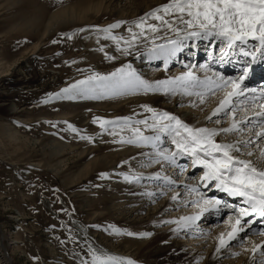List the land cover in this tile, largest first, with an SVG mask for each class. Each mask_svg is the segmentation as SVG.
<instances>
[{
	"label": "rangeland",
	"instance_id": "1",
	"mask_svg": "<svg viewBox=\"0 0 264 264\" xmlns=\"http://www.w3.org/2000/svg\"><path fill=\"white\" fill-rule=\"evenodd\" d=\"M115 1H111L108 11H97L96 0H63L62 3L60 0H0V234L5 236V244L11 247H8L9 256L14 264H78L79 258L86 256L85 236L96 248L127 254L128 243L152 239L159 233L157 229L147 231L143 224H146L147 217L155 207L163 203L161 201L168 193L155 197L153 203L151 198L143 194L146 189L156 190L153 183L144 181L142 186L123 180L124 173L137 172L136 168L132 170L130 166L141 159V154L133 151L135 158L130 160V157L122 155L123 150L145 148L112 143L114 138L107 134L101 135V129L93 123V118L97 116L114 119L134 113L140 114L136 118L143 119L149 114L139 108L141 104L167 111L157 106L155 101H140L141 104L134 101L136 97L153 94L41 103L48 94L56 93L88 74L87 71L78 70L92 69L107 73L124 63L135 65L134 60H127L132 55L126 57L117 52L110 40L100 38L98 43L97 36L91 31L80 32L70 40L61 37L62 33L71 34L94 25L104 27L117 20L132 21L168 2ZM145 2L150 5L148 9L142 4ZM66 8L71 9L69 14L72 13L60 18L64 15L60 16V12ZM54 18L60 19L58 24ZM115 33L128 35L124 27L116 29ZM54 39L59 42L53 44ZM101 47L103 51H100ZM105 53L116 59H107ZM91 57H95L94 62ZM180 62L184 63V60ZM195 63L189 62V66ZM162 65L163 62L159 61L154 67L160 68ZM177 66L161 72L166 73L165 77H172L175 75L172 72L184 70ZM144 78L152 81L149 76ZM116 102H123L124 106L115 109ZM166 104L170 105V102ZM14 106L19 113L12 115L9 109ZM65 121L92 135L95 143L76 138L67 130ZM52 124L57 126L52 127ZM115 154L114 160L97 161L102 156ZM188 161L181 164H189L186 163ZM157 166L160 165L148 168L157 169ZM166 168L167 165L161 166V170L165 171ZM174 169L177 170L174 173L176 175L179 169ZM102 173H106L107 178ZM113 175L117 179L108 180ZM124 188L127 194L121 195L119 191ZM121 196L133 198L134 206L121 207ZM214 197L223 198L218 195ZM133 207L141 209V212L137 214V219L131 217V221H127L125 216ZM192 211L194 213L196 209ZM69 213L84 227L85 233L81 237ZM212 215L215 218L211 220L217 225L222 224L227 216ZM62 224L67 227H62ZM110 226L134 233L150 232L152 235L143 238L117 236L112 234ZM68 228L72 229V235L78 243L69 240ZM251 235L260 237L253 231ZM188 241L187 234L180 238L183 244ZM74 253H79L80 257Z\"/></svg>",
	"mask_w": 264,
	"mask_h": 264
},
{
	"label": "snow or ice",
	"instance_id": "2",
	"mask_svg": "<svg viewBox=\"0 0 264 264\" xmlns=\"http://www.w3.org/2000/svg\"><path fill=\"white\" fill-rule=\"evenodd\" d=\"M122 27L127 36L115 33L116 29ZM88 31L97 36L98 43L100 38L112 41L116 51L124 56L135 55L139 58V49L143 47L142 54L149 61H162L165 70L185 47L196 41L209 42L216 63L232 62L238 53L247 58L234 76L214 71L209 64L199 65L204 72L203 76L192 70L196 65H185L188 70L180 75L155 81L145 79L130 62L107 73L92 69L78 70L87 71L88 74L41 100V103L48 104L61 100H103L130 95L161 94L196 97L200 104H205L208 98L219 97L207 117L216 127L192 126L176 115L147 104L140 105L143 112L149 114L143 119L136 118L140 114L134 113L132 116L114 119L97 116L93 118V123L101 129V135L107 134L114 138L112 143L150 149L143 154L146 160L141 163V167L155 164L179 169L177 178L161 172L148 176L123 174V180L128 183L142 186L144 181L153 183L156 190H146L143 193L149 198L164 196L169 191L175 192L177 187L183 188L185 197H192L181 198L179 193L171 197L174 202L196 209L193 214L164 221L176 225L174 233L203 234L198 221L204 214L219 216L223 209H228L230 211L224 221L228 230L219 235L216 252L220 253L222 249L228 248L232 241H238L243 247L247 234L245 237H240L239 234L246 232L257 218L264 219V88L258 90L244 84L249 74L255 70L253 64L257 61L264 63V0H168L132 21L117 20L104 27L94 25L90 29L81 28L71 34L62 33L61 37L70 40L78 33ZM159 40L163 42L158 43ZM250 41L254 42L251 46ZM58 42L56 39L52 40L53 44ZM217 43L219 48L216 47ZM100 51H103V47ZM105 56L109 60L116 59L107 53ZM249 93L252 95H247ZM64 123L67 130L79 140L95 143L92 135L82 132L67 121ZM229 136L233 139H217ZM254 155L255 160L251 159ZM181 158H187L190 164L178 163ZM189 166L202 170L198 177H187L188 180L196 179L198 182L180 185L178 177H182ZM101 175L107 178L106 173ZM209 188L226 193L234 200L238 198L239 202L229 203L221 198L208 196L204 189ZM62 227L67 226L62 224ZM67 230L69 240L78 243L72 235V229ZM110 230L117 236L143 238L152 235L150 232L134 233L111 226ZM253 231L264 237V228ZM85 241L86 256L80 257L79 253H74L80 257L78 264H137L131 258L94 247L87 236ZM250 251L253 256L259 252V264H264V241L253 243Z\"/></svg>",
	"mask_w": 264,
	"mask_h": 264
},
{
	"label": "bare ground",
	"instance_id": "3",
	"mask_svg": "<svg viewBox=\"0 0 264 264\" xmlns=\"http://www.w3.org/2000/svg\"><path fill=\"white\" fill-rule=\"evenodd\" d=\"M111 1L112 0H96L95 6L98 7L97 11L98 10L101 11L103 9H104V11H108L110 4H111ZM114 2H116V1L114 0ZM142 4L145 5V9H148L150 7L148 2H145ZM69 11H71V9H67V8L63 9L60 12V16L62 14H64V15H62V17H60V16L59 17L63 18V16H64V18H65V15L69 14ZM94 12H96V11H94ZM70 14H69V16H70ZM59 17L57 16L56 18H59ZM56 18H54V20ZM58 20H60V19H56L55 23L58 24L59 23ZM65 21H66V19H65ZM157 42L162 43L163 41L159 40ZM252 43H254V42L250 41L249 46H251ZM216 47L219 48L220 45L217 43ZM185 48H187L189 51L187 50V52H186V49L183 50V54H182L181 59L184 57H187V55H190V57L184 60V63L182 64V66H177L178 68H180V69L182 68L184 70L182 72H178V73L172 72L171 74H175L172 77L178 76L181 73L187 71L188 69L185 67V65L189 66V62L190 63L196 62L195 63L196 68L194 70L196 71L197 75H200V76L204 75L203 70L199 67V65H202L203 63L211 65V67L213 68L214 71L223 73L226 76H234L236 74L231 75L232 72L234 70L238 69L243 64V62L247 59L242 54L238 53L232 62H225L223 64L216 63L213 60V56H212L213 49L209 46V42H207V41H196L191 46H188ZM139 51L141 52V55L139 56V58H137L135 55H132L131 56L132 58L130 57V59H127V60H134L135 61L134 67L141 74H143L145 77H148V76L151 77L152 81H155L158 79L168 78V77H165L166 73L161 72V71L165 70L163 65L160 68L154 67L155 63L159 62L160 60L149 61L147 59V57L142 54L144 51L143 47H141L139 49ZM94 58L91 59V60H93V62L95 60ZM96 61H97V59H96ZM175 62H176V59L171 61V66H174ZM178 65H179V63H178ZM148 66H151L152 68L148 67ZM170 67H168L167 70L170 69ZM253 68L255 70L249 74V78L246 79L244 82L245 85H248L250 87H251V85L249 84V81L251 80L250 79L251 74L254 77V79H256L255 77H257V76H263L264 75V63H260L259 61H257L255 64H253ZM192 70H193V68H192ZM153 71H155V72H153ZM209 75H210V73H209ZM156 95H158V94L151 95V96H144V97H136V98H134L135 99L134 101H139V102L142 101V102H146V103H148V102L150 103V102L155 101V103L157 102L156 105L161 107V109L167 110L169 113L178 116L180 119H182L183 121H185L186 123H188L192 126H196V127H201V126L216 127L217 126V125H213L212 123H210L208 121L207 117L210 115L212 109L216 106V103H217V100L219 97H217V98H211L210 97V98H208V100L205 104H200L196 97H188V96L181 97L179 95H177V96H164V95L163 96H156ZM247 95L250 96L252 94L249 93ZM240 99H243V97H241ZM134 101L132 100V102H134ZM117 102L115 104V109L122 107V105L124 104L123 102H120L119 104H117ZM168 102H170V105L166 104ZM127 103H126V106H127ZM138 103H136V104H138ZM155 103H154V105H155ZM193 103H195V106H193ZM246 103H251V101H246ZM139 104H141V102ZM179 107H181V108H179ZM9 111L11 112L12 115L19 113L18 108L15 106L11 107L9 109ZM71 118H72V115H71ZM213 119H215V118H213ZM220 138H222V137H218L217 139L220 140ZM223 138H225L227 140L233 139V137H231V136L223 137ZM133 151L134 152L137 151L136 153L141 154V159H139V161L136 160V163H134L135 165L130 166L132 168V170H133V168L137 169V172H135V174L148 176L152 173L161 172L162 174H166V175H169L172 177H177V174L174 175V173L177 170H175L173 167L167 166L166 170L164 171V170H161V165L157 166V169H150L148 167H141L140 166L141 163L146 160V157L143 154L149 152L150 149H147V148L141 149V150H136V149H128L127 150L126 149V150H123L122 155H126V156L130 157L131 158L130 160H132L135 158ZM256 151L258 154V150H256ZM116 156H117L116 154H115V156H110V157L102 156L97 161H107L108 162L111 159L114 160L116 158ZM251 159L255 160L256 156L254 155L253 157H251ZM187 160L186 159L184 160V158H181L178 161V163H180V162L182 163L183 161H187ZM186 163L190 164V161H188ZM130 164H132V163H130ZM158 167L160 168V170ZM188 169H190L189 172H187ZM197 169L192 170V167H190V166L187 167V170L184 172L183 176L178 178V183L180 185H183L184 183L196 184L198 182L196 179L188 180L187 177L193 176L192 173H195L194 175L198 177L202 170L199 169V171H197ZM186 172H187V174H186ZM116 177L113 175L112 177L108 178V180H116L117 179ZM130 184H132V183H130ZM153 187H155V185ZM209 189H210V191H209ZM209 189L207 191L204 190L208 196H214L216 194H222L223 196H226V199L231 198V197L227 196L226 193L219 192L215 188H209ZM146 190L147 191H155V189H153V190L152 189H146ZM125 192H126L125 188L121 192L119 191V193H121V195L127 194ZM167 193H168L167 194L168 196L165 199H163L164 201H161L163 203H160L157 207H155L153 212H151L150 215L147 217L146 224L142 223L143 226L145 225L144 228L147 231H150V230L155 231V229H157V231L159 233L156 236L152 237V239L150 238V239L143 240L142 242H137V241L133 242L132 241V242L128 243L129 247H127V249H128L126 251L127 254H121V253L114 252V251H111V249L109 250L106 248H104L103 250L107 251L110 254H114V255H118V256L126 257V258H131L134 261H136L137 264H158V263L159 264H259V260L261 259L259 252H257L255 254V256H253V253L250 251V249H251V246L253 243L259 244L262 241H264V237H262V236L253 237L251 235V232L254 229L259 230V229L264 228V219L257 218L256 222L249 229H246V232H242L239 234L240 237H245V235L247 234V239L244 240V246L243 247L240 246L238 241H232V242H230V246L228 248L222 249L220 253H217L216 247H217V243H218V237L222 232H226L228 230V225L224 222L220 225L219 224L217 225V223H214V221L211 220V218L213 219V218H215V216H213V215L211 216V213H205L204 216L201 218V220L198 221L199 226L204 227V229L202 230L203 234L197 233V234L193 235V234L187 233V232L174 233L173 229L176 227V225L175 224H167V223H164V221L174 220V219L181 217V216H184V215L193 214L192 213L193 208L192 207H185V205L183 203H180V202H174V201H172L171 197L177 193H179V196L181 198L191 199L192 197H185V193H184V190L182 187H177L175 192L169 191ZM120 198L123 200L121 203L122 205L120 204L121 207H126V206H131V205L134 206V203H132L134 200L133 198H130V197L128 198L127 196H124V197L121 196ZM154 198L155 197L151 198L150 201H152ZM136 203H137V201H136ZM118 204H115V205L118 206ZM127 210H124V211L127 212ZM139 210H141V209H137V208L134 209V207H133V210L132 209L128 210L129 212H128L127 216H125L126 220L131 221L130 220L131 217H133L135 219L137 214H139V212H141ZM229 211L230 210H228V209H223L219 216H221L223 214H228ZM148 214H149V212H148ZM170 215H173V216H170ZM70 218L72 219V223L75 226V228L77 229V231L79 232V236L81 237L85 233L84 227L81 225V223H79L77 220H75L71 215H70ZM154 227H156V228H154ZM158 228H160V229H158ZM253 233L255 234L254 231H253ZM185 234H187L188 240H189L188 242H186L187 244L185 242H184L185 244H183V242H180V238H183V236ZM190 244H192V245H190ZM188 246H191V248H189ZM8 247L11 248L10 246H7L5 244V236L3 234H0V264H14L13 259L9 256L10 253H9ZM141 248H143L142 251H140ZM139 251H140V253H139ZM200 252H202L203 254L200 255ZM233 253H238V255H233ZM234 256H235V258H234ZM173 258L175 259L174 262L172 261ZM231 258L233 260H231Z\"/></svg>",
	"mask_w": 264,
	"mask_h": 264
},
{
	"label": "built area",
	"instance_id": "4",
	"mask_svg": "<svg viewBox=\"0 0 264 264\" xmlns=\"http://www.w3.org/2000/svg\"><path fill=\"white\" fill-rule=\"evenodd\" d=\"M31 66H33V65H31ZM66 208V207H65ZM67 209V208H66Z\"/></svg>",
	"mask_w": 264,
	"mask_h": 264
}]
</instances>
